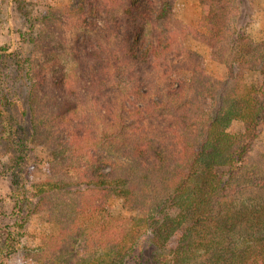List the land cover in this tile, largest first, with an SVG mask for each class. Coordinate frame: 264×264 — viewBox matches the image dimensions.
Here are the masks:
<instances>
[{"label":"trees","instance_id":"trees-1","mask_svg":"<svg viewBox=\"0 0 264 264\" xmlns=\"http://www.w3.org/2000/svg\"><path fill=\"white\" fill-rule=\"evenodd\" d=\"M173 1L73 0L55 20L78 28L81 52L69 46L59 76L39 65L35 80L27 67L30 95H40L28 101L29 127L2 124L16 187L23 166L27 178L36 169L26 168L34 146L50 155L45 177L27 196L14 194V224L0 225L3 256L18 250L30 210H41L59 233L37 249L38 264H125L146 233L168 252L167 264H264V156H251L264 126V39L236 30L240 0H197L195 35L228 73L211 78L196 53L181 49ZM12 45L0 46V106L16 92L3 71ZM232 123L241 125L236 134ZM113 199L139 215L108 223L103 251L101 242L99 253L74 250L75 221Z\"/></svg>","mask_w":264,"mask_h":264},{"label":"rangeland","instance_id":"rangeland-1","mask_svg":"<svg viewBox=\"0 0 264 264\" xmlns=\"http://www.w3.org/2000/svg\"><path fill=\"white\" fill-rule=\"evenodd\" d=\"M72 1L0 0V46L13 44L12 49L14 50L11 58L5 60L3 66L4 80L8 87L11 88L12 86L13 91H16L14 95L8 94V97H10L7 99L8 103L0 106V165L5 173L2 174L0 179V214L2 216L0 225L3 227L10 228L14 224L16 218L14 215L16 213V196L14 194L21 195L25 193L24 197L27 196L30 191L28 184L32 181L37 183L45 177L43 168L46 162L49 161L50 155L45 148L34 146L28 154L26 168L35 165L36 169L27 178L23 176L25 169V166H23L22 172L17 176L22 179L24 186L16 187L11 170H9L16 157L10 151L9 141L3 133L2 124L7 121L5 119H9L11 127L14 128L12 130L19 132L20 119L26 124V129L29 127V102L34 97L38 99L40 95H30L31 86L26 76L27 67H32L31 73L35 80L37 79L36 74L41 73L38 68L39 65L53 67L54 71L51 76H59L57 75V64L69 62L72 59V56L68 54L69 46L73 47L74 52H81V47H78V41L81 39L78 28L73 27V24L67 26L57 24L55 26V20L64 17L61 12ZM173 3L174 16L183 30L181 49H188L198 55V58L202 61L205 75L214 79L225 78L228 74L225 65L214 58L209 48L199 41L195 35L200 12L197 0H174ZM235 28L250 35L256 41L263 40L264 0H240ZM20 33L25 34L26 38L31 39V42L28 44L27 40H20ZM83 57L85 56L79 55V58L88 61V57ZM188 66L192 69L196 67V64L191 61ZM243 77L248 83H259L260 81L258 75L244 74ZM9 101L11 102L9 103ZM24 123H22V126H25ZM240 129V124L232 123L228 131L236 134ZM251 156L254 159L264 156V126H262L257 139L252 145ZM33 203L32 199L24 202L23 210L33 209ZM108 206L106 210L98 209L94 217L75 221L74 225L80 227L82 232L76 240L74 250L77 249L87 256L94 249L98 252V246L101 242V251H103L105 248L103 245V243L105 244L103 230L107 227V224L111 222L114 226H123L128 218L139 215L138 211L130 208L129 204L126 205L121 199L109 201ZM31 211L25 219L24 235L20 240L18 250L8 257L0 253V264H38L37 249L43 245L45 239L48 240L50 237L58 235L59 226L49 221L44 211ZM82 246L85 250H82ZM166 253L168 252L156 249L152 243L151 235L146 233L140 237L135 250L125 264H167L165 261Z\"/></svg>","mask_w":264,"mask_h":264}]
</instances>
